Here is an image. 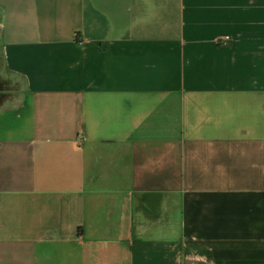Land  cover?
Here are the masks:
<instances>
[{
  "label": "crops",
  "instance_id": "obj_1",
  "mask_svg": "<svg viewBox=\"0 0 264 264\" xmlns=\"http://www.w3.org/2000/svg\"><path fill=\"white\" fill-rule=\"evenodd\" d=\"M0 264H264V0H0Z\"/></svg>",
  "mask_w": 264,
  "mask_h": 264
},
{
  "label": "trees",
  "instance_id": "obj_2",
  "mask_svg": "<svg viewBox=\"0 0 264 264\" xmlns=\"http://www.w3.org/2000/svg\"><path fill=\"white\" fill-rule=\"evenodd\" d=\"M1 85V84H0Z\"/></svg>",
  "mask_w": 264,
  "mask_h": 264
}]
</instances>
